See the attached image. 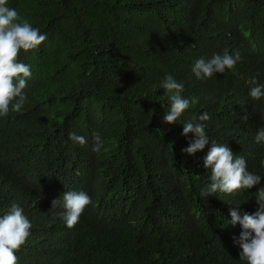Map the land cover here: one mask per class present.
<instances>
[{"label": "trees", "instance_id": "16d2710c", "mask_svg": "<svg viewBox=\"0 0 264 264\" xmlns=\"http://www.w3.org/2000/svg\"><path fill=\"white\" fill-rule=\"evenodd\" d=\"M47 39L21 50L26 101L0 117V217L13 204L31 222L17 264H247L230 223L259 208L264 187V0H8ZM227 52L234 69L198 79L197 59ZM166 75L190 107L164 122ZM207 113V121L198 117ZM209 144L187 154L183 123ZM84 136L81 146L70 134ZM93 133L103 141L94 152ZM215 142L243 156L261 184L209 195L204 157ZM67 191L91 198L69 229Z\"/></svg>", "mask_w": 264, "mask_h": 264}, {"label": "clouds", "instance_id": "9594fccd", "mask_svg": "<svg viewBox=\"0 0 264 264\" xmlns=\"http://www.w3.org/2000/svg\"><path fill=\"white\" fill-rule=\"evenodd\" d=\"M19 20L15 8L8 6V0H0V117H5L10 111L19 112L27 99L24 89L26 80L31 77L30 66L18 61L21 50L27 52L35 49L47 39L38 28H34L27 20ZM240 59L239 53L235 56L225 52L214 54L212 58L197 59L192 72L198 79L211 78L214 74L224 73L226 69H234ZM161 88L169 94L170 109L164 116V122H177L182 114L190 107V101L182 97L184 85L173 76L166 75ZM249 95L253 100L264 97V86H255L250 89ZM210 117L203 113L199 121H207ZM191 133L193 139L189 146L182 151L195 154L204 150L209 144L205 132V124L188 121L183 123L182 135ZM70 139L81 146L87 143L84 136L70 134ZM256 142H264V126L256 135ZM93 151L100 152L103 141L99 133H93ZM264 165V161L261 162ZM204 167L210 168L209 195L216 192L231 194L239 189H251L261 184L262 177L253 174L247 169V162L241 155L234 156L228 145L215 142L204 157ZM256 201L259 208L253 214H240L237 210H230L231 221L242 227L239 239L236 241L240 248V259L247 264H264V187L256 192ZM91 203L90 196L84 191H67L62 199L53 200L52 207H61V216L66 226L71 229L78 222L85 207ZM32 225L23 214V209L13 204L10 211L0 217V264H17L15 254L25 244L30 235Z\"/></svg>", "mask_w": 264, "mask_h": 264}]
</instances>
